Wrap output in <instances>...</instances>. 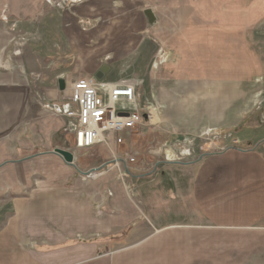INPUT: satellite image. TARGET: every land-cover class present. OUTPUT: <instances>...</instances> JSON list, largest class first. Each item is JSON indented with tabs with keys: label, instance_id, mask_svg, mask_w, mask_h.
<instances>
[{
	"label": "rangeland",
	"instance_id": "rangeland-1",
	"mask_svg": "<svg viewBox=\"0 0 264 264\" xmlns=\"http://www.w3.org/2000/svg\"><path fill=\"white\" fill-rule=\"evenodd\" d=\"M151 1L157 2V0ZM136 2L133 3L135 6L130 10L128 7L131 3L128 0H0V89L4 93L8 92L10 98L7 99L12 101L15 97H18L19 92H23L21 88H24L25 85L22 82L26 76L27 82H29V87H26L28 99L36 97V94L41 95L43 102L38 106V111L45 116L56 119L60 118L57 109L63 108L61 101H56L57 98L55 96L57 90H61L60 80L65 82L75 81L78 78L90 76L99 83L133 84L136 88L138 103L141 108L151 107L157 110L158 115L150 121L145 120L144 125L140 127L132 138L130 140L127 139L126 144L122 146L123 149L119 148L117 150V154L122 160H125L127 154L133 155L136 159V162L129 167L128 177L126 173L124 174L122 164L119 165L121 169L115 164L114 156L106 146H98L90 150V153H82L75 150L74 153L77 152L78 155L76 157H81L80 165H82L83 169H89L110 160L111 166L107 165L103 170L99 171V177L114 170L118 174L119 183L122 184L121 187L124 189L126 196L128 195L134 200L136 208L141 212L143 210L142 202L136 200L138 197L136 189L138 187L128 181L129 173L131 175L134 173H138L137 175H148L156 166L158 167V173H161L165 167L173 166L172 169H175L173 170V175L178 179L182 173V180H180L184 183L182 188L186 189V193H190L188 195L192 198L194 194L198 196V193L206 190L204 184L202 187L199 180L202 177L201 174H198L200 170L193 168L196 167L194 166L195 163L205 160L208 163L212 161L217 163L219 180L211 172V167H216L215 165L207 166V172L213 176L210 177L206 173L204 179L211 181L213 187L214 184L216 186L217 180L220 193H223L228 180L237 176V173L233 172L234 170H242L244 167L243 163L255 164L257 162L256 156L258 157L260 153L264 152V144L259 147V150L252 153L254 155L248 153L249 155L246 154L244 156L238 151L248 152V150L258 146L257 143L264 142V57L261 58L262 71L260 73L257 72L258 74L253 76L257 90L253 91L250 100H246L242 86L246 85V81L251 76L246 77L242 74L241 60L243 55L246 56V51L244 50L246 44L242 42V35L247 23L243 25V28L239 25H236V29L234 27V30L237 31H235L234 40H232V35L230 34V31H233L231 29L232 26L224 28V30L229 31V34H225L228 39L221 42L223 45L220 49H222L224 56H218L214 71L210 75L208 74L209 69L204 62L208 59V57H205L208 51H201L202 47L200 46L205 43L197 41L196 44L193 41L188 46L184 56H179L180 54L177 53V58H173V53H170V51L162 54L163 51L159 50L152 42L149 43L151 45H148L149 38H147L144 30L145 26H143L142 22L137 25V18L144 16L147 19L145 12L151 11L156 18V23L151 27L149 26V28H153L157 24L158 18L152 10L143 9V7L137 6ZM160 2L163 7L158 9V13H171L172 11L179 14V11L173 8L175 4H172V7L166 0H161ZM172 2L177 3V0H172ZM250 2L252 0H247L248 4ZM241 7L242 4L241 6H236V3L231 6L232 15L236 17L235 21H240L238 12L240 13ZM141 10L143 15H141ZM225 13L226 8L216 9V11L207 9L204 12L206 24L205 26L200 24L201 28L204 27L208 30V35H210L213 31L220 28L217 18L218 21L221 20L223 22ZM241 20L246 22L244 18ZM81 25H84L87 32L89 30L93 32L95 28L98 29L95 32L97 34L95 40L92 39L93 41L89 45L91 49L95 47L98 41L101 42L102 48H105L111 42L112 31L117 30L116 32L121 31L123 35L121 34L122 38H119L120 40L117 43L115 40V43L117 45L119 42L124 44L125 40H130L129 38L134 40L133 36H135L136 40L133 41L132 45L139 46L138 52L129 57H119L117 55V58H115V54L111 52V49L98 58L100 68L96 73L91 75H84L81 72L73 74L71 73L72 69H75L79 60V54L74 50L73 45L76 43L75 36L83 31V26ZM67 30H70L69 35H67ZM161 30L162 27L157 28L155 33L162 32ZM263 32L264 26L260 28L258 33L261 39L254 42V44L255 48L264 56ZM15 33H19L20 37H18L19 35H15L16 37L10 36ZM160 34L158 33V35ZM160 46L162 45L160 44ZM5 52H8V54L3 61ZM22 56L26 60L25 63L20 60ZM24 64L28 71L27 73L25 72ZM169 65L178 70V75L173 77V79L177 80V85L173 87V83H171L167 87L162 80H159V96V89L154 90L153 88L155 84L156 86L158 85V83L154 84L153 77L155 74L154 78L160 79L162 75H159L160 73L158 72L162 70L163 66L167 68ZM161 86L166 88V94H164L165 91H163ZM171 92L174 94V100L178 101L176 105H180L187 116L195 114L193 112L195 108H201L202 106L203 109V104L206 102L208 105L212 102L215 104L218 102L217 107L220 114L218 115L219 120L216 121L217 124L215 123L214 127H206L198 133L194 131L191 133L190 131L181 132L178 137L168 133L163 126L161 106L151 105L148 100L154 96L155 99L153 101L155 103L157 101L161 102L162 98L169 99ZM2 98L0 97V101H2ZM15 101L17 103V100ZM14 104L4 107L0 105V162L6 160V158L16 162L32 157L28 150L23 149L16 152L14 145L17 144L18 138L13 136L9 138V135L17 132L15 121L9 122L7 117L10 115V119H12L11 114H13V117H18L20 107ZM147 104L149 106H146ZM62 133L64 134L65 132L62 131ZM23 135L28 142H31L35 136L28 133L26 136L25 134ZM23 137L22 139H24ZM54 140L61 146L66 144L62 137L58 140L54 138ZM4 142H6L5 145L3 144ZM3 145L5 146V151L3 150ZM7 145H10V147ZM71 146L75 149L73 138ZM168 152H172L171 154L174 156L172 161L167 158ZM216 155L222 156L219 158L211 157V161L210 156ZM97 160L100 161L97 162ZM191 164L193 167L186 169L180 166H189ZM32 165L24 168L18 164V171L15 170L16 167L13 170L6 168L4 171H0V177H4L3 179L6 181L8 176H10L13 181H21L20 183H27V180H29L31 186L28 188L22 187V191L25 189L24 191L27 194L28 190L31 192L35 188L37 180L40 178L39 173ZM48 171L46 170V173L44 171L43 177H46L45 175L48 176ZM92 172L95 171H90L87 174ZM191 178L197 179L199 184L191 185ZM112 195L111 192H108L109 198ZM228 196L230 201H232L231 203H225L228 208L219 209L216 212L220 215L217 221H221L225 225L218 226L215 230L207 229L208 225L206 223L201 224L198 222V218H193L181 223L178 229H170L160 234L155 233V239L164 234L171 235L169 241L172 246L169 247L168 251L171 253L178 252V246L180 245L181 252L185 253L187 259L186 264H264V232L258 229L248 231L241 228L246 222L262 221L264 219L259 218L260 209H264L260 202V199L264 198V188L252 189L250 192L240 188ZM4 197H8L6 193ZM223 197L226 198V194L219 195L220 200ZM246 197H248L250 202H246L243 199ZM189 201L191 200H186L185 204L187 206L192 204V201ZM181 207L182 205H180ZM178 219L181 218L173 219L174 225L178 224ZM227 223L239 228L227 230ZM149 226L152 228L151 224ZM167 226L171 225H165L164 227L168 228ZM173 236L174 238H172ZM213 242H216L217 245L213 244L214 246H211L210 244ZM173 246L175 249L177 248L176 251H170ZM156 250L160 249L156 248Z\"/></svg>",
	"mask_w": 264,
	"mask_h": 264
},
{
	"label": "crops",
	"instance_id": "crops-1",
	"mask_svg": "<svg viewBox=\"0 0 264 264\" xmlns=\"http://www.w3.org/2000/svg\"><path fill=\"white\" fill-rule=\"evenodd\" d=\"M128 1L131 3L128 7L130 10L135 6L133 3L137 1V6L152 10L157 16L158 22L153 28H149L147 19L144 16L142 18L138 17L136 24L139 25L141 22L144 24L145 29H143L146 31L147 38H149L148 45H151L149 44L151 42L154 43L159 50L163 51L162 54L170 51V53H173V58H177V53L180 54L179 56H184L188 46L193 41L195 43L197 41L205 43L200 46L202 47L201 51H208L205 55L208 59L204 62L210 75L214 71L218 56H224L222 49H220L223 45L221 42L227 40L225 34H229V31L224 30V28L232 26L233 31H230V34L232 40H234V34L237 32L234 27L236 29V25H239L243 28V25L247 23L242 35V42L246 44L244 48L246 56L243 55L242 57L241 67L242 74L251 77L246 81V85L242 87L246 100L252 98L253 91L257 90L253 76L262 71L261 58L264 57L255 48L254 44V42L261 39L258 33L260 28L264 26V0H252L249 4L247 0H177V3L166 0L169 5L175 4V7L173 5L172 7L177 9L179 14L172 11L171 13H158V9L163 7L161 0H157V2L151 0ZM235 3L236 6L242 4L243 7H241L240 13L238 12L240 21H235L236 17L232 15L231 6ZM220 8H226L225 20L222 22L221 20L218 21L217 18L220 28L208 35L209 31L200 26V24L204 26L206 24L204 12L207 9L216 11ZM238 9L240 10V8ZM141 15H143V12ZM242 18L246 22L242 21ZM81 26H83V31L75 36L76 43L73 45L74 50L79 54V60L75 66L77 70L72 69L71 73L73 74L81 72L84 75H91L96 73L100 68L98 58L111 49V52L115 54V58H117V55L119 57H129L138 52L139 46L132 45L133 41L136 40L135 36H133L134 40L129 38L130 40H125L124 44H120V42L118 45L116 44L120 40L119 38H122V32L119 30V32H116L117 30L112 31L111 42L105 48H102L101 42L98 41L95 47L91 49L89 45L93 41L92 39L95 40L97 35L95 32L98 29L95 28L93 32L91 30L87 32L84 25ZM194 26L195 28H193ZM161 27L162 32H158L161 34H156V29ZM69 34L70 30H67V35ZM15 35L20 37L19 33L10 36L16 37ZM7 54L8 52L4 53L3 61ZM23 56L20 60L25 63L26 60ZM167 68L163 66L162 70L158 72L159 75H162L160 79H155V74L153 77L154 84L158 83L157 86L153 84V88L154 90L159 89V96V80H162L167 87L171 83H173V87L177 85V80L173 77L178 75V70L170 65ZM24 69L27 73L25 64ZM197 74L199 73L197 72ZM28 83L25 76L22 82L25 87L21 88L23 92H19L18 97L14 98L17 103L14 99L9 101L7 99L10 98L9 93H4L0 89V97H3L0 105L4 107L15 103L14 105L20 107L17 118L13 117V114H11L12 119H10V115L7 116L9 122L15 121L14 124L17 125V132L9 135V138L11 136L18 138L16 141L18 146L14 145L16 152L24 149L30 151L32 155V157L16 162L6 158V160L0 162V171H4L6 168L13 170L15 167V170L18 171L21 165L26 168V166L33 164L40 176L35 188L31 192L28 190L27 194L24 191L25 189L22 191V187H30L29 180H27V183H20L21 181L16 182V180L14 182L10 176L6 181L3 179L4 177H0V264H186L187 259L185 253L181 252L180 245L178 246V252L171 253L168 251L169 247L172 246L169 241L171 235L164 234L155 239L154 234H160L170 229H178L181 223L193 218H198V222L201 224L206 223L208 225L207 229L215 230L218 226L225 225L221 221H217L220 215L216 212L219 209L228 208L225 203L232 202L229 199V194H233L240 188H244L248 192L256 188H264V152L260 153L258 157L256 156L257 162L255 164L243 163L242 170H234L233 172L237 173V176L235 174L234 179L228 180L223 193H220L217 180L216 186L214 184L213 187L211 181L204 179V175L207 173L210 177L214 174L217 177L216 179L219 180L218 166L216 162L212 161V158H219L222 155L210 156V158L212 157L211 163L206 160L200 161L194 164L196 167H193L192 164L189 166L180 165L185 169L193 167L200 170L198 174H201L202 177L199 180L202 187L204 184L206 190L198 193V196L194 194L192 198L188 195L190 193H186V189L182 188L184 186V183L180 181L182 180V173L180 174L181 177L176 179L173 175V170H175L172 169L173 166L165 167L161 173H158V167L156 166L148 175H137L138 173L131 175L129 173L128 181L138 187L136 189L138 194L136 200L142 202L143 210L139 212L133 202L134 200L128 195L126 196L124 189L121 187L122 184L119 183L118 174L114 170L104 173L99 178L87 176L90 171H101L107 165L111 166V161H104L95 167L83 169L80 165L81 157H76L78 154L77 152L74 153L75 149L71 146V140L74 139L71 122L62 117L55 119L45 116L38 111V106L43 102L42 97L36 94V97L28 99L26 95V87H29ZM164 87L166 86L164 85ZM164 87L163 91L166 94L167 90ZM173 95L171 92L169 99L162 98V101H157V103L153 101L154 96L148 100L151 105L161 106L163 126L171 135L178 137L181 132L189 131L190 133L193 131L198 133L206 127H214L217 124L216 121L219 120L218 115L220 114L217 101V104L212 102L210 105L207 102L202 103L204 108L202 109V106L201 108H195L193 111L195 114H192L191 117L186 115L180 105H176L178 101L174 100ZM8 111L10 110L8 109ZM203 122L204 124H202ZM62 131L65 133L63 134ZM27 133L35 135L31 142L23 137V134L26 136ZM59 136L65 140L64 142L67 145L57 144L54 138L58 140ZM3 144L5 145L6 142ZM257 144L258 146L253 147L248 152L238 151V153L244 156L248 153L252 154L259 150L264 142ZM7 146L10 147V145ZM4 148L5 146L3 147L5 151ZM57 149L71 152L74 155V165L67 164L61 157L54 154L53 152ZM90 150H82L81 152L90 153ZM107 158L109 159V157ZM18 164L19 166H17ZM208 165L216 166L211 167L212 174L207 172ZM49 166L51 167L49 168ZM129 167L130 165L126 171L125 165L122 164V169L127 177ZM46 170H49V174L43 177ZM179 172L181 171L179 170ZM197 183L199 184L197 179L191 178V185L195 186ZM108 192L113 194L110 198ZM5 193L8 196L7 198L4 197ZM220 194H226L227 197L220 200ZM259 194L261 193L259 192ZM243 199L250 202L248 197ZM186 200L192 201H189L192 203L191 206L185 204ZM260 202L264 207L263 197ZM179 204L182 205L181 208ZM174 218H181L178 219L176 225L172 222ZM259 218H264V209H260ZM150 224L152 228L149 226ZM165 225L171 226L165 228ZM226 226L228 227L227 230L239 228L228 223ZM241 228L248 231L258 229L264 232V219L262 221L246 222ZM213 244L217 245L216 242L210 245L214 246ZM155 247L160 250L157 251ZM176 249L173 246L170 251H176Z\"/></svg>",
	"mask_w": 264,
	"mask_h": 264
},
{
	"label": "built area",
	"instance_id": "built-area-1",
	"mask_svg": "<svg viewBox=\"0 0 264 264\" xmlns=\"http://www.w3.org/2000/svg\"><path fill=\"white\" fill-rule=\"evenodd\" d=\"M55 96L63 106L57 109L58 116L71 122L75 150L106 146L115 164H124L126 168L136 159L127 154L122 160L117 150L132 138L145 120L158 115L151 107L141 108L136 88L130 83H99L92 77H81L65 82L64 90H57ZM97 172L87 176L93 178Z\"/></svg>",
	"mask_w": 264,
	"mask_h": 264
},
{
	"label": "water",
	"instance_id": "water-1",
	"mask_svg": "<svg viewBox=\"0 0 264 264\" xmlns=\"http://www.w3.org/2000/svg\"><path fill=\"white\" fill-rule=\"evenodd\" d=\"M145 15L147 17L149 26L150 27L153 26L156 23V18L154 17L152 12L147 11L145 12ZM59 85H60V89L63 90L65 88V81L60 80ZM53 153L61 157L67 164L74 165V155L71 152L66 151V150L57 149Z\"/></svg>",
	"mask_w": 264,
	"mask_h": 264
},
{
	"label": "bare ground",
	"instance_id": "bare-ground-1",
	"mask_svg": "<svg viewBox=\"0 0 264 264\" xmlns=\"http://www.w3.org/2000/svg\"><path fill=\"white\" fill-rule=\"evenodd\" d=\"M171 153L172 152H168V157L167 158H168L169 161H172L173 160V157H174ZM99 176L100 175L97 172L96 175L93 178H99Z\"/></svg>",
	"mask_w": 264,
	"mask_h": 264
}]
</instances>
